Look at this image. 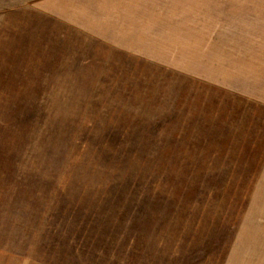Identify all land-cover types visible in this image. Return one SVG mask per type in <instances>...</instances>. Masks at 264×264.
Listing matches in <instances>:
<instances>
[{"label": "rangeland", "instance_id": "1", "mask_svg": "<svg viewBox=\"0 0 264 264\" xmlns=\"http://www.w3.org/2000/svg\"><path fill=\"white\" fill-rule=\"evenodd\" d=\"M59 1L0 0V264H264V51Z\"/></svg>", "mask_w": 264, "mask_h": 264}, {"label": "crops", "instance_id": "2", "mask_svg": "<svg viewBox=\"0 0 264 264\" xmlns=\"http://www.w3.org/2000/svg\"><path fill=\"white\" fill-rule=\"evenodd\" d=\"M95 1L99 3V0ZM121 1L123 5L120 7H124L129 17L140 20L144 13L151 27L165 28L158 32L150 31L151 46L141 48L264 51V0ZM51 13L73 26H81L74 20L73 13ZM137 24L132 20L134 34L137 33ZM138 41L141 42L140 37ZM256 93L253 98L264 103V92Z\"/></svg>", "mask_w": 264, "mask_h": 264}]
</instances>
